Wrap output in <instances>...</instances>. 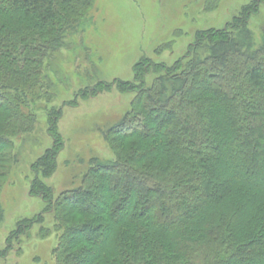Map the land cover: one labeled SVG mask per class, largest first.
<instances>
[{"label":"trees","instance_id":"16d2710c","mask_svg":"<svg viewBox=\"0 0 264 264\" xmlns=\"http://www.w3.org/2000/svg\"><path fill=\"white\" fill-rule=\"evenodd\" d=\"M94 1L0 0V162L11 139L33 128L21 108L41 97L44 60ZM261 2L223 29L198 32L171 66L144 59L132 82L116 81L135 98L104 136L115 160L92 164L55 200L39 180L54 174L63 146L61 110L50 115L53 146L31 165L29 195L58 223L56 264H264V179H252L264 175V41L254 46L246 27ZM168 114L177 125L163 121ZM146 190L182 215L161 216ZM42 222V214L21 221L10 237Z\"/></svg>","mask_w":264,"mask_h":264},{"label":"rangeland","instance_id":"374dc122","mask_svg":"<svg viewBox=\"0 0 264 264\" xmlns=\"http://www.w3.org/2000/svg\"><path fill=\"white\" fill-rule=\"evenodd\" d=\"M255 1L259 0H95L92 3L77 29L67 34L61 47L50 51L44 60V89L38 92L41 97L21 108L34 119L33 128L11 139L5 161L0 162V253L7 250L1 255L0 264H56L52 252L57 245L58 223L52 213L45 211L47 205L40 197L29 195L34 178L31 165L53 146L49 135L50 115L61 110L56 130L63 146L54 174L39 180L51 188L55 200L78 187L92 164L108 165L115 160L104 136L127 114L135 98L134 93L119 92L116 81L132 82L133 67L144 59L171 66L185 55L198 32L223 29ZM246 27L254 46L264 41V2L250 15ZM155 77L147 75L146 84ZM221 82L210 80V84L217 86ZM98 88L107 90L83 97ZM163 119L176 124L174 115L168 114ZM252 179L262 181L264 175H254ZM127 183L131 189L139 190L138 185H131L128 180L120 181L119 186ZM145 192L148 201H155L154 205L161 208L158 210L161 216L181 214L173 206L167 209L161 206L163 201H169L168 197L164 200L151 191ZM88 205L82 202L80 207L94 209ZM38 214L43 215L42 223L10 237L17 231L18 223Z\"/></svg>","mask_w":264,"mask_h":264}]
</instances>
